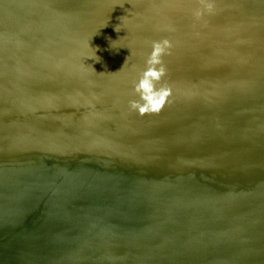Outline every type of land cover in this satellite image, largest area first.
<instances>
[{
    "label": "water",
    "instance_id": "water-1",
    "mask_svg": "<svg viewBox=\"0 0 264 264\" xmlns=\"http://www.w3.org/2000/svg\"><path fill=\"white\" fill-rule=\"evenodd\" d=\"M213 3L0 0V264H264V0Z\"/></svg>",
    "mask_w": 264,
    "mask_h": 264
},
{
    "label": "clouds",
    "instance_id": "clouds-1",
    "mask_svg": "<svg viewBox=\"0 0 264 264\" xmlns=\"http://www.w3.org/2000/svg\"><path fill=\"white\" fill-rule=\"evenodd\" d=\"M199 5L193 10V15L198 20L205 12H212L214 9L213 0H199ZM151 48L145 61V70L133 82V90L138 99L129 101L130 111L138 112L140 116L159 114L172 96V88L164 80L168 69L163 60L164 56L171 55L172 43L166 38L156 40L152 41ZM93 70L95 71L94 68Z\"/></svg>",
    "mask_w": 264,
    "mask_h": 264
}]
</instances>
